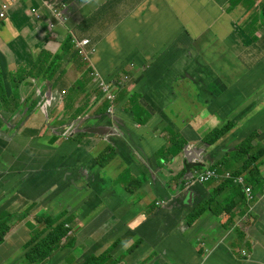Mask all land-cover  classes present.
<instances>
[{"label": "crops", "instance_id": "obj_1", "mask_svg": "<svg viewBox=\"0 0 264 264\" xmlns=\"http://www.w3.org/2000/svg\"><path fill=\"white\" fill-rule=\"evenodd\" d=\"M5 2L17 3L0 18V49L12 70L24 62L18 44L56 54L68 36L89 37L93 64L119 84L123 101L111 119L89 63L66 52L54 90L63 102L47 121L37 110L25 123L19 112L0 113V225H10L0 264H80L107 254V264H264V0H62L68 18L55 29L43 0H0V8ZM132 105L148 116L143 125L124 110ZM77 108L82 130L100 126L106 134L62 136L58 120ZM226 122L233 127L214 145L201 142ZM172 134L184 149L156 160ZM244 144L250 154L233 153ZM219 159H226L221 173L245 178L252 203L229 181L191 188L177 181H185V161L207 168ZM162 199L170 201L156 206ZM51 223L67 234L43 260L27 262L29 244Z\"/></svg>", "mask_w": 264, "mask_h": 264}, {"label": "clouds", "instance_id": "obj_2", "mask_svg": "<svg viewBox=\"0 0 264 264\" xmlns=\"http://www.w3.org/2000/svg\"><path fill=\"white\" fill-rule=\"evenodd\" d=\"M66 6L67 5L65 3H62V0H43L42 7H44L49 14L48 23H50V26L52 29L56 28V26L58 25V22L66 24L67 18H68ZM16 7H17L16 2H5V3H3L2 7L0 8V18L1 19H8L11 16L12 11L15 10ZM28 14L36 21H40L43 18V15H42L40 9L36 8V7L29 8ZM85 40H87L88 42L84 44L83 41H85ZM68 41H72V44H73L72 50L77 53V56H79V58L81 57L83 61L89 63L90 74L92 76L93 81L95 82L96 87L99 89L98 96L101 99H103V101L107 102V103H105L106 108L104 106V110L107 113V115L111 119L114 120L113 115L115 114V108L117 107V103L119 105V103L121 104V102L123 100H121L118 97L117 87L119 84L109 82L104 77V75L101 73V71L96 68V66L93 64V62L91 60L92 54L96 51V43H94L92 41V39L89 37L71 39V35H70L63 41L62 45L64 46L66 44V42H68ZM16 47L23 52L19 56V58H20V60L23 59V61H24L23 63H20L18 65V68L16 70L11 69L10 59L4 53V51L3 50L2 51L5 54L8 62H9V68L12 72L16 73L18 71V69L22 67L20 70V74L18 76V80L16 82V91L18 94L17 101H18L19 107H18V109H16L15 106L10 107V108H6L5 105H3L2 99L0 97V113H2L3 115H6L7 117H12L10 112L13 114L19 112L22 119H24V123H25L28 115L31 112L37 110V111H42L45 114L46 121H47V118L50 114V109L53 106L54 102L55 101H61V103L63 102V99H61L62 97H58L57 94L54 93V90L56 89L57 82H58V76H57V71L54 70L53 66H51L54 59L56 58L57 55H59L61 53V51L56 53V54H52L51 51H49L45 48H42L38 52H30V51H27L26 47H23L21 44L16 45ZM39 53L44 54V56L46 57V61L43 63L35 64L32 62V60ZM0 72H1V67H0ZM124 79L126 81L129 80V77L127 74L124 75ZM106 86L108 88V91H106L104 89ZM22 91L26 92L28 94V96L23 98L22 97ZM66 92H67L66 90H63L61 95L63 96ZM108 92L110 94L112 93L114 95L113 101H111L110 99L107 98ZM128 96L129 95H127V97ZM68 106H69V102H68ZM81 111H82V108H77L73 114H71V115H65L64 114V119L58 120V122H60L61 125H64V127H62V130H63L61 133L62 136L68 138V137H78V136H82V135L95 133V132H89L88 129L86 131V130H82V128H80V123H81V120L83 118ZM147 120H148V116L145 119L144 123H146ZM74 121H75V123H67V122H74ZM136 123L141 124V125L144 124V123H139L138 121H136ZM227 123L232 124L230 122H226L223 125H225ZM223 125L218 126L216 128L218 129V128L222 127ZM3 126H4V124L1 123L0 128ZM94 127H100V126H94ZM232 127H233V124L230 127V129ZM91 128H93V127H91ZM102 128H104V127H102ZM104 130H107V129L104 128ZM75 131H77V133ZM95 134H102L103 135L106 133L104 132V133H95ZM203 136L201 135V138H200L201 142L205 143L207 145H210L209 143H207L203 140ZM54 137L57 138L58 135H54ZM222 137H220V138H222ZM254 137H255V134H251L249 137H247L243 141H245L246 143H250ZM248 139H250V141L247 142ZM171 141H172V138L170 139V142H169V144H170L169 149L171 148V145H172ZM179 141L182 142V146H181L179 152L177 153V155L182 151V149H184L183 147L185 145V141L182 138L181 139L179 138ZM214 144H211V145H214ZM169 149L165 153H162L158 157H156V160L166 161V158H163V156L168 155ZM177 155H175V156H177ZM200 159H203V158L200 157ZM219 160H216L215 162H217ZM192 162L193 163H191L189 161L184 162L183 170L185 172L186 178H185V181L182 178H180L179 180L177 179V181H179L180 185L184 186V184H186L187 188H191L192 186H194L196 184L206 185V184H208V182H211L213 180L229 181L236 186L243 187L245 195H246V200L248 203H252L254 201L255 198H254V195L252 192L253 189L247 185L245 178H243L239 174H232L230 172L221 173L220 167H219V170H217V169H215V167H213L215 162L207 168H204V164H202L200 161H192ZM187 167H189V168L187 169ZM207 171H214L215 177H212V178H209L206 180H200V176L204 175V173ZM237 179H241L243 181L239 183V182H236ZM248 188L250 189L249 193L246 191V189H248ZM208 198L199 201V202H201V201L204 202L203 209H205V204L208 202ZM169 201H170L169 199L157 200L155 205L158 207H164L169 203ZM197 204H196V206H197ZM196 206H194L193 209ZM193 209L190 211V213L193 211ZM6 223L8 224V222H6ZM54 225H56V224H53V226ZM9 229H10V225H9ZM7 232H6V234H7ZM6 234H5V236H6ZM4 239H5V237H4ZM29 246H30V244H29ZM242 253H243V255H247L245 251H243ZM91 257H93V256H91ZM95 258H98V257H95ZM37 262H40V260ZM33 263H36V262H33Z\"/></svg>", "mask_w": 264, "mask_h": 264}, {"label": "trees", "instance_id": "obj_3", "mask_svg": "<svg viewBox=\"0 0 264 264\" xmlns=\"http://www.w3.org/2000/svg\"><path fill=\"white\" fill-rule=\"evenodd\" d=\"M72 47H73L72 41L66 42V44L64 45L63 51L59 55L56 56V58L54 59L52 65H51V66H53L54 70L57 71V69L59 67L58 62H59V60L64 58L63 55L66 52H71L70 57H76L77 56V53L72 50ZM45 61H46V57L42 53H39L32 60V62L35 64L43 63ZM0 67H1L0 97L2 99L3 105L7 106V108H10L11 107L10 103L12 102L11 98H13V100L16 104L15 107H16V109H18L19 104L17 101L18 94L16 91V82L18 80V76L20 74V70L22 67L19 68L16 73L12 72L9 68V62H8L5 54L3 53V51L1 49H0ZM132 96L133 95H131L130 98ZM121 100H123V98ZM105 108H106V106H105ZM125 110L128 111V114L133 118V122L138 121L139 123H144L145 119L147 118L146 116H144L143 113L138 112L134 105H132L130 108L125 109ZM231 126H232V124L227 123L218 129L214 128L213 130L204 134L203 140L205 142L209 143L210 145L214 144L220 137H222L225 133H227L229 131ZM248 141H250V139H248L247 142ZM171 143H172V145L168 151V155L163 156V158H166V161H169L171 158H173L175 155H177V153L179 152V150L182 146V142L179 141V138L175 134H172ZM249 149H250V146L244 144V145H240V146L236 147L235 151L233 153L247 155V154H250ZM261 154L264 155L263 150H262ZM256 160H258V159H256ZM225 161H226V159H220L219 161L215 162L213 167H215V169L219 170V167L223 166ZM251 161H255V160H253L251 158ZM252 171L257 172L258 168H254ZM221 184H223V183L220 182V185ZM218 189L221 190L222 187L221 186L219 187V185H218ZM203 207H204V202L201 201L197 204V206L193 209V211L188 215V218H187L188 223H192V221H194L195 219L200 217V215L205 211V209H203ZM8 230H9V225L6 222L4 224L0 225V244L3 242L5 234ZM67 231L68 230L64 227L63 223H58L54 226H53V223H51L47 227V229L39 235V237L37 239L33 240L30 243V246L26 252V258H25L27 260V262L33 263V262H37L39 260L41 261L42 259H44L48 255H50V253L55 248V246L60 244V240L66 235ZM103 256L98 257V258L89 256L81 264H95V263L97 264L100 262V259Z\"/></svg>", "mask_w": 264, "mask_h": 264}, {"label": "built area", "instance_id": "obj_4", "mask_svg": "<svg viewBox=\"0 0 264 264\" xmlns=\"http://www.w3.org/2000/svg\"><path fill=\"white\" fill-rule=\"evenodd\" d=\"M88 41L87 40H85V41H83V43L85 44V43H87ZM106 91H108V88H107V86L104 88ZM107 98L108 99H110L111 101H113V99H114V95L111 93H109L108 92V94H107ZM212 177H215V172L214 171H207V172H205L204 173V175H202V176H200V180H206V179H209V178H212ZM243 180H241V179H237L236 180V182H242ZM246 191L249 193L250 192V189L248 188V189H246Z\"/></svg>", "mask_w": 264, "mask_h": 264}, {"label": "rangeland", "instance_id": "obj_5", "mask_svg": "<svg viewBox=\"0 0 264 264\" xmlns=\"http://www.w3.org/2000/svg\"><path fill=\"white\" fill-rule=\"evenodd\" d=\"M12 102L10 103L11 104V107H14L16 104L13 100V98H11ZM7 108V106H5ZM59 250L56 251V253L58 252ZM112 256L110 254H107V255H104L101 259H100V262L101 261H104V264H107L108 262L111 261V258ZM74 260V259H72ZM46 264H49V262H47Z\"/></svg>", "mask_w": 264, "mask_h": 264}, {"label": "water", "instance_id": "obj_6", "mask_svg": "<svg viewBox=\"0 0 264 264\" xmlns=\"http://www.w3.org/2000/svg\"><path fill=\"white\" fill-rule=\"evenodd\" d=\"M89 132H95V133H106V130H104V128L102 127H93V128H89L88 129ZM189 167H187L188 169Z\"/></svg>", "mask_w": 264, "mask_h": 264}]
</instances>
